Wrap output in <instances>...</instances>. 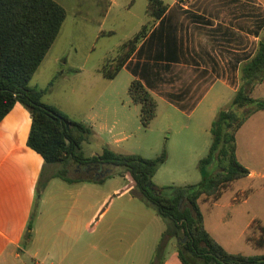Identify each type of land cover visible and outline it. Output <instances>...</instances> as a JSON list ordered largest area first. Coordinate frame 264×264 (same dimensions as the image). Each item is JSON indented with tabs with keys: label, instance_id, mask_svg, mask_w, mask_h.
Here are the masks:
<instances>
[{
	"label": "crops",
	"instance_id": "1",
	"mask_svg": "<svg viewBox=\"0 0 264 264\" xmlns=\"http://www.w3.org/2000/svg\"><path fill=\"white\" fill-rule=\"evenodd\" d=\"M53 1L65 9L67 17L56 42L35 74L41 72L47 62L56 65L46 88L38 84L32 86L47 90L46 95L55 89L56 83L79 77L87 71L95 60L93 47L96 43L116 34L114 30L105 31L106 22L116 9L128 7L127 10L131 11L143 2ZM162 1L168 5V10L154 23L118 76L108 80L99 73L100 66L110 56V50L103 58L98 57L101 65L93 66L94 71L97 77L107 81H115L124 75L128 89L134 80L141 81L158 104L153 123L162 118L172 124L177 119L185 132V140L200 141L202 136H212L214 120L230 104L240 87L242 65L255 55L257 49L249 57L251 35L248 18L243 8L230 3L232 0ZM255 1L264 9V0ZM145 2L147 14L149 0ZM148 18L147 23L151 20ZM66 27L79 31V34L77 38L70 34L67 40L70 50L58 55L55 50ZM263 36L264 29L258 44ZM62 63L65 69L61 68ZM118 94L112 85L106 86L95 104H100L106 96L115 98ZM44 104L56 107L66 115L56 102ZM103 109L109 110L107 106ZM257 115L263 118L264 111L251 118ZM31 127L30 112L19 103L0 123V264H153L157 244L166 225H162L161 217L155 211L151 213L152 208L132 196L134 182L124 190L128 198L122 201L115 199V192L106 189L105 183L68 184L52 179L38 203L32 230L28 229L36 206L38 183L46 167L42 156L28 146ZM205 149V146L200 149L192 147L190 155L200 157ZM170 150L163 166L171 159L173 149ZM262 156L257 171L247 168L250 171L247 179L257 180L258 187L264 189V153ZM46 171L48 178L57 172L51 166ZM261 183L263 186H259ZM253 192L252 184L248 185L237 193L240 199L235 197L232 206L247 203ZM222 199L216 202L202 199L199 203L206 207L208 214L206 219L200 205L205 229L227 251L225 243L231 236L227 232L230 228L225 225L224 216L212 217V211ZM127 208L135 212L130 213ZM124 210L128 213H122ZM256 224L264 227L258 218L252 219L243 233L246 241ZM27 233L31 234L28 240L25 238ZM26 242L30 245L28 249ZM170 246L176 247L175 239L170 241ZM167 256L163 255V264H182L178 255V261H175V256L168 261Z\"/></svg>",
	"mask_w": 264,
	"mask_h": 264
},
{
	"label": "trees",
	"instance_id": "2",
	"mask_svg": "<svg viewBox=\"0 0 264 264\" xmlns=\"http://www.w3.org/2000/svg\"><path fill=\"white\" fill-rule=\"evenodd\" d=\"M167 10L164 1L149 0L147 14L151 20L138 34L119 46L114 56L106 58L99 68L105 79L113 80L118 76L154 23ZM66 17L65 9L53 0H0V123L18 103L30 112L32 127L28 146L42 156L46 166L38 183L39 200L52 179L68 184L95 181L88 177L95 176L94 172L83 171L84 177L73 176L72 166L111 170L106 178L129 173L135 183L132 196L152 208L166 224L153 264H163L164 250L173 239L182 264H264V255L230 254L219 245L205 229L199 203L202 199L220 200L233 183L250 175L237 156V133L254 114L264 111V99L252 96L255 88L264 83V36L255 55L240 69V87L234 98L212 124V144L207 156L199 162L203 180L196 185L164 189L156 186L153 179L168 160L167 149L153 159L121 154L108 147L101 155L88 157L83 144L90 142L93 129L71 120L56 107L44 104L47 90L30 86L56 42ZM129 96L140 108L142 126L148 129L157 117L156 100L139 80L132 82ZM52 165H61L62 169L48 178L46 168ZM212 165L217 166L218 172L209 175L207 169ZM115 168L121 169L122 173L117 174ZM104 181L102 178L96 182ZM164 190H170L171 195H166ZM39 200L28 226L30 231L38 214ZM252 230L260 234V241L255 245L264 248V227L256 224ZM26 237L30 239L31 234L27 233ZM247 240L255 239L247 237Z\"/></svg>",
	"mask_w": 264,
	"mask_h": 264
},
{
	"label": "rangeland",
	"instance_id": "3",
	"mask_svg": "<svg viewBox=\"0 0 264 264\" xmlns=\"http://www.w3.org/2000/svg\"><path fill=\"white\" fill-rule=\"evenodd\" d=\"M145 1L139 2L131 11L127 10L128 7L116 9L105 25L106 32L114 30L116 34L96 43V46L93 47L95 49L93 56L95 60L90 63L87 71L79 77L56 83L55 89L50 90L44 96L43 101L49 102V104L56 102L63 108L71 120L86 123L93 128L90 142L83 144V151L86 156L101 155L104 149L108 147L121 154L138 155L143 158L153 159L160 156L164 149H167L169 153L170 149H173L169 163L159 169L153 179V183L162 186L160 188L164 189L170 186L184 187L196 185L203 180L199 162L207 156L208 149L212 144V136H202L200 141H187L185 140V132H183L181 126L177 123V119H174L171 124V122L159 118L148 129L144 128L140 120V108L134 105L129 97V89L127 83L124 81V75H121L115 81H107L97 77L94 71L93 66L97 67L98 64L101 65V60H98V57L101 56L103 58L107 50H110V55L114 56L118 47L134 37L140 31L142 24L147 23L149 18L146 14ZM165 1L170 3V0ZM230 3L238 8H243L247 15L251 35L249 52V57H251L257 49L259 35L264 29V9L255 0H232ZM70 34H73L77 38L79 31L66 27L63 30V36L55 53L58 55L68 53L70 46L67 40ZM90 48L91 45L88 49ZM55 68L56 65L47 62L43 70L35 75L30 86L38 84L46 88ZM61 68H66L64 63L61 64ZM110 85L118 90V96L115 95V98L106 96L104 101L96 105L98 96L106 86ZM253 97L264 99V84L256 87ZM103 106H107L109 110L103 109ZM259 118L261 119L260 122H258ZM237 144L239 161L250 171H257L258 164L262 162V155L264 153V117L262 118V116L257 115L255 118H251V121L238 132ZM202 146H205L206 149L201 153L200 157L196 158L190 155L192 147L200 149ZM51 169L59 171L62 169V166L53 165ZM70 169L73 176L84 177L85 175L75 166H72ZM114 170L117 174L122 173L121 169L115 168ZM216 172H218L216 165H212L207 169V174L209 175H213ZM122 174V176L115 175L109 178H106V176L102 178H105L103 183H105L106 189L113 190L112 192L115 193L118 191L117 194L113 193V196L116 195L115 199L123 201L128 198L124 190L128 189L129 184L134 181L129 173L123 172ZM88 177L95 179L96 175L92 174L88 175ZM250 184H252L254 192L248 202L232 206L231 203L235 197L240 199L237 193L244 191ZM259 186H263L262 183ZM164 193L171 195L170 190H164ZM38 196L36 195V199L39 200ZM38 203H40V200ZM200 205L207 219L206 207L201 203ZM127 210L130 213L135 212L128 208ZM127 210L122 211V213L127 214ZM151 213L154 214V210ZM212 214V217L224 216L226 219L225 225H228L230 228L227 232L231 236L228 237V243H225L227 251L245 256L264 255V248H257L255 245V243L260 241L259 231L251 230L248 234V237L255 239V242L246 241L245 234H243L248 223L254 218H258L264 224V189L258 187L257 180L251 181L245 178L236 181L225 191L223 199L214 212L212 211ZM160 221L165 227L166 224L163 219L160 218ZM207 225L209 226L210 223ZM25 238L28 240L27 237ZM161 241L162 239L157 244V250ZM262 243L264 246V239ZM26 246L28 249L30 246L28 242H26ZM164 252L166 255L168 254L166 257L168 261H172L173 256H175V261H178V251L175 246L169 247V244L166 245ZM25 257L28 258L27 256Z\"/></svg>",
	"mask_w": 264,
	"mask_h": 264
},
{
	"label": "water",
	"instance_id": "4",
	"mask_svg": "<svg viewBox=\"0 0 264 264\" xmlns=\"http://www.w3.org/2000/svg\"><path fill=\"white\" fill-rule=\"evenodd\" d=\"M98 156V155H97ZM89 170V169H88ZM111 173V170H104V168H100L99 169V172L96 174V178H102V177H105L107 174H110ZM94 179L95 181H97V179Z\"/></svg>",
	"mask_w": 264,
	"mask_h": 264
},
{
	"label": "flooded vegetation",
	"instance_id": "5",
	"mask_svg": "<svg viewBox=\"0 0 264 264\" xmlns=\"http://www.w3.org/2000/svg\"><path fill=\"white\" fill-rule=\"evenodd\" d=\"M76 168H78V169H80L79 167H76ZM101 168V167H100ZM100 168H96V167H86V168H81L80 170L83 172V171H86V172H88V173H92V172H94L95 173V175L99 172V169ZM103 168V167H102ZM89 169V170H88Z\"/></svg>",
	"mask_w": 264,
	"mask_h": 264
},
{
	"label": "built area",
	"instance_id": "6",
	"mask_svg": "<svg viewBox=\"0 0 264 264\" xmlns=\"http://www.w3.org/2000/svg\"><path fill=\"white\" fill-rule=\"evenodd\" d=\"M37 264H41V263H37Z\"/></svg>",
	"mask_w": 264,
	"mask_h": 264
}]
</instances>
